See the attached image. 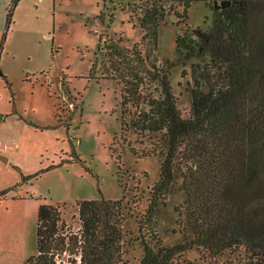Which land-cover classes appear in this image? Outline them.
Segmentation results:
<instances>
[{
	"label": "rangeland",
	"instance_id": "374dc122",
	"mask_svg": "<svg viewBox=\"0 0 264 264\" xmlns=\"http://www.w3.org/2000/svg\"><path fill=\"white\" fill-rule=\"evenodd\" d=\"M185 1L163 0L175 11L159 25L158 47L148 42L150 36L141 47L150 54V68H167L177 106L190 118L193 69L201 60L181 55L176 37L189 26L212 28V5L221 0L193 1L188 18L180 21ZM138 2L0 0V143L7 146L0 155L8 159L0 158V264H25L37 253L41 204L57 206L69 230L79 232L78 202L118 200L122 182L127 198L137 194L134 203L129 201L132 215L124 222L126 229H136L146 212L163 156L139 157L129 147L161 144L160 136L142 139L122 131V84L103 75L108 44L122 37L119 46L131 48L142 41ZM186 198L179 178L159 207L157 230L163 244L187 243L169 264H246L251 255L256 257L242 245L213 255L192 244L200 223L187 217ZM128 250L130 264L138 262L141 246ZM57 264H70L67 255Z\"/></svg>",
	"mask_w": 264,
	"mask_h": 264
},
{
	"label": "trees",
	"instance_id": "16d2710c",
	"mask_svg": "<svg viewBox=\"0 0 264 264\" xmlns=\"http://www.w3.org/2000/svg\"><path fill=\"white\" fill-rule=\"evenodd\" d=\"M193 1L199 0L184 2L180 21L188 18ZM137 4L142 41L131 48L119 46L122 37L108 44L103 75L122 84V131L142 139L160 136L161 144L129 147L139 157L163 156L146 212L136 229H126L137 194L127 198L121 181L118 200L78 202L79 232L69 230L57 206L41 204L37 253L25 264H57L64 255L70 264H130L128 248L136 245L142 255L134 264H169L187 243L165 246L157 223L159 207L179 178L187 195L186 215L200 223L191 243L213 255L242 245L256 255L246 264H264V0H221L212 5V28L189 26L177 35L179 53L201 60L193 69L190 118L177 106L167 68H150V54L141 47L149 36L158 47L159 25L175 8L167 9L163 0ZM7 11L10 20L12 10ZM117 161L120 173L119 156Z\"/></svg>",
	"mask_w": 264,
	"mask_h": 264
},
{
	"label": "built area",
	"instance_id": "2783aa9c",
	"mask_svg": "<svg viewBox=\"0 0 264 264\" xmlns=\"http://www.w3.org/2000/svg\"><path fill=\"white\" fill-rule=\"evenodd\" d=\"M6 148H7V146L5 144L0 143V150L1 149H6Z\"/></svg>",
	"mask_w": 264,
	"mask_h": 264
},
{
	"label": "water",
	"instance_id": "95a60500",
	"mask_svg": "<svg viewBox=\"0 0 264 264\" xmlns=\"http://www.w3.org/2000/svg\"><path fill=\"white\" fill-rule=\"evenodd\" d=\"M0 158L1 159H3V160H5V161H7L8 159L7 158H5L3 155H0Z\"/></svg>",
	"mask_w": 264,
	"mask_h": 264
},
{
	"label": "crops",
	"instance_id": "0c3cea01",
	"mask_svg": "<svg viewBox=\"0 0 264 264\" xmlns=\"http://www.w3.org/2000/svg\"><path fill=\"white\" fill-rule=\"evenodd\" d=\"M7 149V148H6Z\"/></svg>",
	"mask_w": 264,
	"mask_h": 264
}]
</instances>
